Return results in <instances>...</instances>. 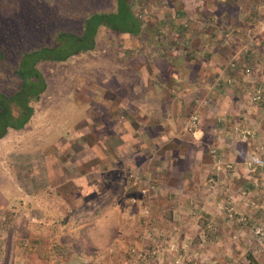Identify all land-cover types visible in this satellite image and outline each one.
<instances>
[{
  "label": "rangeland",
  "instance_id": "374dc122",
  "mask_svg": "<svg viewBox=\"0 0 264 264\" xmlns=\"http://www.w3.org/2000/svg\"><path fill=\"white\" fill-rule=\"evenodd\" d=\"M4 1L46 46L81 28L61 17L73 0ZM129 4L139 35L101 28L94 50L37 65L33 118L0 141V264H264V0ZM11 42L9 93L27 50Z\"/></svg>",
  "mask_w": 264,
  "mask_h": 264
},
{
  "label": "trees",
  "instance_id": "16d2710c",
  "mask_svg": "<svg viewBox=\"0 0 264 264\" xmlns=\"http://www.w3.org/2000/svg\"><path fill=\"white\" fill-rule=\"evenodd\" d=\"M79 1L85 5L84 0H73L67 3L65 8L69 10L66 13L61 12V17L72 21L75 14L79 15L80 30L64 27L52 37L49 45L46 46L38 41L37 36L35 37L22 27L21 22H25V19L21 20L20 17L6 14L5 12L10 10V5L0 0V39L8 43L10 38L13 41L12 46L27 48L20 53L14 66V75L18 85L11 93L0 91V141L9 131H21L32 120L33 104L41 98L47 88L42 74L37 69L39 63H62L79 53L94 50L97 31L101 28L118 35L131 37L139 35L141 23L131 11L130 0H112L113 11L108 12L85 8L79 11L75 7ZM87 1L91 4V0ZM77 26L78 24H76V29H79ZM5 48V45L0 43L1 60L6 54ZM246 259L249 263L255 264L250 255H247Z\"/></svg>",
  "mask_w": 264,
  "mask_h": 264
},
{
  "label": "crops",
  "instance_id": "0c3cea01",
  "mask_svg": "<svg viewBox=\"0 0 264 264\" xmlns=\"http://www.w3.org/2000/svg\"><path fill=\"white\" fill-rule=\"evenodd\" d=\"M184 63H185V65H189L190 67H192V62H190V60H184ZM196 65L198 66V67H201V65L199 64H197L196 63ZM172 71H174L173 73H172V75H165L164 74V72H162L161 74V78H162V80H165V79H168L169 77H172V78H175V74H176V69H174V68H170ZM157 72V71H156ZM200 73H202V75H204L205 76V73L203 72V71H200ZM177 74H179V77H180V75H181V73H180V70H179V73L177 72ZM221 75L220 74H218V73H214V75H213V79H217V78H220V79H222L221 77H220ZM201 79H203L202 77H200ZM224 79V78H223ZM222 79V80H223ZM240 80H242V79H240V75H239V77L237 76V78H234V77H232V78H228L227 79V81L230 83V81H232V82H234V83H236L235 85H237V89H242V85L240 86ZM238 82V83H237ZM36 220V221H35ZM38 222L39 221V219H36V218H33L32 219V222Z\"/></svg>",
  "mask_w": 264,
  "mask_h": 264
},
{
  "label": "built area",
  "instance_id": "2783aa9c",
  "mask_svg": "<svg viewBox=\"0 0 264 264\" xmlns=\"http://www.w3.org/2000/svg\"><path fill=\"white\" fill-rule=\"evenodd\" d=\"M262 27L264 28V25ZM257 99H259V98H257ZM188 126L190 129H196L198 127V118L196 116H192L188 122Z\"/></svg>",
  "mask_w": 264,
  "mask_h": 264
}]
</instances>
